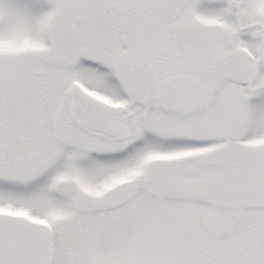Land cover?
I'll list each match as a JSON object with an SVG mask.
<instances>
[{"label":"snow or ice","instance_id":"6c2138e0","mask_svg":"<svg viewBox=\"0 0 264 264\" xmlns=\"http://www.w3.org/2000/svg\"><path fill=\"white\" fill-rule=\"evenodd\" d=\"M0 264H264V0H0Z\"/></svg>","mask_w":264,"mask_h":264}]
</instances>
